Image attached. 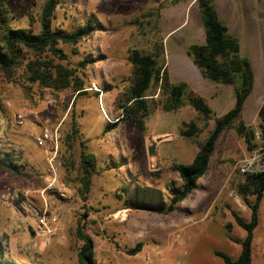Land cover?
Returning <instances> with one entry per match:
<instances>
[{
	"label": "rangeland",
	"instance_id": "rangeland-1",
	"mask_svg": "<svg viewBox=\"0 0 264 264\" xmlns=\"http://www.w3.org/2000/svg\"><path fill=\"white\" fill-rule=\"evenodd\" d=\"M236 1L233 19L224 23L243 44L242 55L250 59L255 71L243 121L257 128L264 103V0H254L250 15L242 8L243 0ZM44 2L8 0V6L18 26L38 33ZM88 24L95 30L79 43L78 54L71 46H59L70 66L79 68L87 95L75 99L70 91L53 93L37 85L27 94L19 84L21 73L16 82L0 69V150H15L26 166L22 175L0 169L4 258L21 264H79L82 242L76 232L81 226L94 242L96 264H224L217 252L237 259L241 246L230 237L244 239L246 231L238 226L232 211L246 221L251 218V210L239 193L245 182L239 167L250 158L263 160V151L251 150L236 129L221 134L198 189L173 212H165L184 187L173 165L193 161L213 131L215 119L234 108L235 88L240 87V79L235 86L206 81L187 55L190 46L206 42L197 1L60 0L53 17L55 29L73 32ZM240 28L256 34L259 50L252 48L248 38L241 39ZM133 50L161 52L172 82H186L191 92L202 96L213 110L211 119L189 105L168 110V94L157 90L158 86L157 96L148 100L144 131L123 119L106 132L122 116L120 105L132 80L129 57ZM85 59L91 63L82 69ZM192 122L197 127L194 135L183 136L182 131H188ZM73 125L79 136L70 149L66 141ZM59 126V179L49 189L53 179L48 176V154L38 146L36 137L45 128ZM83 150L97 161L88 193L82 187L79 166ZM7 192L9 200L3 198ZM249 199L255 201V197ZM44 211L58 218L49 242L35 233L38 215ZM36 242L38 248L34 247ZM138 243L143 244L142 251L129 255ZM252 251V264H264V197Z\"/></svg>",
	"mask_w": 264,
	"mask_h": 264
},
{
	"label": "trees",
	"instance_id": "trees-1",
	"mask_svg": "<svg viewBox=\"0 0 264 264\" xmlns=\"http://www.w3.org/2000/svg\"><path fill=\"white\" fill-rule=\"evenodd\" d=\"M196 1L205 30L206 42L204 45L190 46L187 55L206 81L235 86L240 79V87L235 88L234 108L215 119L213 131L200 146L193 161L188 165H173V170L180 175L184 187L181 193L174 195L166 213L173 212L177 204L198 189V182L207 173L216 144L224 131L236 129L251 150L261 148L264 162V103L258 112L257 128L249 127L243 121V111L255 84L252 62L242 55L241 43L229 33V28L221 21L214 0ZM59 4L60 0H45L38 17L40 30L35 33L32 28L24 29L18 26L15 23L16 17L11 14L8 0H0V69L8 79L14 81L21 73L19 84L27 94H30L33 86L37 85L53 93L70 91L77 99L79 96L88 94L86 81L80 74L79 68L70 66L68 56L59 46L60 44L71 46L74 54H78L79 43L92 35L95 29L89 24L73 32L55 29L53 17ZM129 61L132 65V80L125 99L120 105L122 116L112 123L106 132L115 129L123 119L130 120L140 131H144V120L149 114L148 100L157 96V90H164L168 94L166 106L168 110H177L189 105L204 118L211 119L213 110L202 96L191 92L186 82H172L161 52L146 54L133 50ZM90 63V60L85 59L81 62V68L85 69ZM155 87H158L157 90ZM153 89V94H149ZM137 113L139 116H136ZM196 130V124L192 122L189 124V130L182 131V135L193 136ZM78 136L79 130L73 125L71 133L67 135L68 148H74V142ZM64 164L67 167V162ZM96 165V157L93 154L81 151L79 166L82 187L86 193L90 191ZM25 168V164L21 162V157L15 150H0L1 170L13 175H22ZM239 193L251 210V218L250 221H246L232 211L238 226L246 231V236L240 240L230 237L231 241L241 246L237 259L234 260L221 252L216 253L224 264H252L253 262L254 233L259 225V209L264 197V171L245 175V182L239 186ZM249 197H255V201H250ZM228 228L231 229V225H228ZM76 233L82 242L78 251L79 264H96L92 238L84 233L81 226L77 228ZM142 248L143 244L138 243L128 254L135 256L142 251ZM4 254V246L0 243V264H21L5 259Z\"/></svg>",
	"mask_w": 264,
	"mask_h": 264
},
{
	"label": "built area",
	"instance_id": "built-area-1",
	"mask_svg": "<svg viewBox=\"0 0 264 264\" xmlns=\"http://www.w3.org/2000/svg\"><path fill=\"white\" fill-rule=\"evenodd\" d=\"M20 123L23 124V116L20 115ZM62 138L60 126L54 129L45 128L43 129L40 136L36 137V143L39 147L45 149L48 154V176L53 180L49 182L48 188H52L54 183L58 181L59 175V164H58V151L59 142ZM239 170L241 174L247 175L249 173H256L264 171V162L256 157L247 159L240 165ZM11 194L9 192L3 195L5 200H9ZM58 223V218L48 211L38 215L37 227L35 233L38 238H43L44 241L49 242L51 236L55 235V226ZM39 242H36L34 247L38 248Z\"/></svg>",
	"mask_w": 264,
	"mask_h": 264
},
{
	"label": "crops",
	"instance_id": "crops-1",
	"mask_svg": "<svg viewBox=\"0 0 264 264\" xmlns=\"http://www.w3.org/2000/svg\"><path fill=\"white\" fill-rule=\"evenodd\" d=\"M214 2H215V6L217 8V11H218V14H219L221 21L223 23L225 21H228L226 23H229L231 21V19H233V14H232L233 8L239 2L236 0H214ZM242 8L246 9L247 15H250L251 12L254 11V0H243L242 1ZM237 20H239V19L237 18ZM225 25L227 26V24H225ZM240 29H241V32H239L238 35H240L241 39H243V37L248 38L251 42L252 48L259 50V48H261V46H262V50L264 51V36H263V38H261L262 42H261V46H259L260 41L258 40V37L256 36V34H254V32H250V31H247L246 29H242V28H240ZM241 45H243V44L241 43ZM263 65H264V57H263ZM247 102H246V105H247ZM246 105H245V107H246Z\"/></svg>",
	"mask_w": 264,
	"mask_h": 264
},
{
	"label": "water",
	"instance_id": "water-1",
	"mask_svg": "<svg viewBox=\"0 0 264 264\" xmlns=\"http://www.w3.org/2000/svg\"><path fill=\"white\" fill-rule=\"evenodd\" d=\"M149 153H150L151 155H153V149H150V150H149Z\"/></svg>",
	"mask_w": 264,
	"mask_h": 264
}]
</instances>
